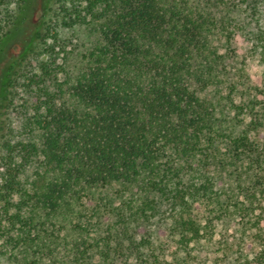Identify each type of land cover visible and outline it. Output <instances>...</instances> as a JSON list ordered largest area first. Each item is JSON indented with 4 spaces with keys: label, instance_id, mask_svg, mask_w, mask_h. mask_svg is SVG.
Wrapping results in <instances>:
<instances>
[{
    "label": "trees",
    "instance_id": "trees-1",
    "mask_svg": "<svg viewBox=\"0 0 264 264\" xmlns=\"http://www.w3.org/2000/svg\"><path fill=\"white\" fill-rule=\"evenodd\" d=\"M24 2L0 0V40ZM44 3L0 104V248L10 261L165 264L159 231L183 251L209 233L214 220L202 223L197 203L256 227L264 85L233 43L243 35L264 56V0Z\"/></svg>",
    "mask_w": 264,
    "mask_h": 264
},
{
    "label": "rangeland",
    "instance_id": "rangeland-1",
    "mask_svg": "<svg viewBox=\"0 0 264 264\" xmlns=\"http://www.w3.org/2000/svg\"><path fill=\"white\" fill-rule=\"evenodd\" d=\"M24 1L23 10L19 13L15 24L9 28L7 36L0 40V104L3 101L8 65L20 59L42 23L44 0ZM233 46L245 61L251 81L264 85V56L261 57L260 53L252 52L251 42L243 35L235 37ZM35 60L36 57H30L26 65L34 63ZM21 96L23 93L19 92V97ZM17 111L18 108L11 109L14 127L21 123ZM16 131L13 130L14 134ZM1 169L0 167V171ZM240 199L243 197L241 196ZM261 206L263 208L261 210L258 208L256 211L264 213V197ZM193 213L202 218V223L208 221L207 218L214 220L212 226L208 224L205 227L209 233L205 238L192 241L189 250L183 251L165 230L159 231L155 237L164 248L165 264H247L248 261H251L250 264H264V219L256 227L246 230L239 216L230 212L228 216H222L217 206L214 208L211 205L197 203ZM139 230L143 233L153 231L149 225L145 224L141 225ZM3 250L0 248V264H13L8 258L9 253Z\"/></svg>",
    "mask_w": 264,
    "mask_h": 264
}]
</instances>
